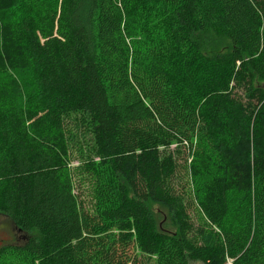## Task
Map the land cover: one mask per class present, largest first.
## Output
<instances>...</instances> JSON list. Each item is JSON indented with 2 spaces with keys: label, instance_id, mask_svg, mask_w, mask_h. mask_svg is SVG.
<instances>
[{
  "label": "trees",
  "instance_id": "1",
  "mask_svg": "<svg viewBox=\"0 0 264 264\" xmlns=\"http://www.w3.org/2000/svg\"><path fill=\"white\" fill-rule=\"evenodd\" d=\"M0 59V264H264V0H0Z\"/></svg>",
  "mask_w": 264,
  "mask_h": 264
},
{
  "label": "rangeland",
  "instance_id": "2",
  "mask_svg": "<svg viewBox=\"0 0 264 264\" xmlns=\"http://www.w3.org/2000/svg\"><path fill=\"white\" fill-rule=\"evenodd\" d=\"M155 17H157V15L154 13L148 15L149 20H154ZM163 20L164 19L161 18L159 21L162 22ZM200 43L202 46L201 50L204 54H213L215 52L224 53L229 49L228 40L222 36H217L213 33L211 34L208 33L203 35L200 38ZM17 53L19 57L22 56L19 52ZM13 59L15 60V58ZM0 60H1L0 64H2L3 63L2 59ZM16 61L19 62L20 60L17 59ZM12 70H13L12 67L0 68V88L5 87V83L2 81V77L6 76L8 73H10L11 75ZM239 93H241V90H239ZM171 148H173V146H171ZM93 159L98 160L99 158L97 156H94ZM67 165L72 171L75 188H77L78 192L81 193L82 199L84 200L86 207L88 209H92L93 208L92 188L88 177L85 174H83V172L80 169V167L82 166L81 160L74 155L70 157ZM206 189L214 194L217 192L216 184L213 182L206 184ZM22 235H24L27 238L26 233L20 231L10 221L8 217L0 214V247L3 245H22L26 239V238L24 239V237H21ZM193 264H199V263H193Z\"/></svg>",
  "mask_w": 264,
  "mask_h": 264
},
{
  "label": "flooded vegetation",
  "instance_id": "3",
  "mask_svg": "<svg viewBox=\"0 0 264 264\" xmlns=\"http://www.w3.org/2000/svg\"><path fill=\"white\" fill-rule=\"evenodd\" d=\"M21 237H24V239L26 238L24 235H22Z\"/></svg>",
  "mask_w": 264,
  "mask_h": 264
}]
</instances>
